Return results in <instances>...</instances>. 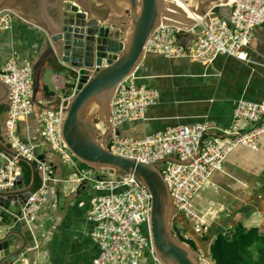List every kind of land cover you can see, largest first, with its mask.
<instances>
[{
    "label": "crops",
    "instance_id": "1",
    "mask_svg": "<svg viewBox=\"0 0 264 264\" xmlns=\"http://www.w3.org/2000/svg\"><path fill=\"white\" fill-rule=\"evenodd\" d=\"M65 1L0 0L4 14L9 16L5 27L0 28V71L9 60L33 69L47 50L45 33L51 35L56 30V13ZM76 1H80L83 9H89L92 16L103 24L121 29L124 41L128 39L131 24L129 0ZM163 16L183 29L195 24V17L177 9L175 2L170 0L163 7ZM193 38L192 33H186L179 40L187 45ZM246 52L247 61L220 56L210 66L190 59L170 60L147 54L133 79L137 86L157 90L159 102L148 108L145 119L119 127V134L143 139L178 126L205 122L216 127L212 136L229 134L235 124L234 113L240 100L264 102V25L255 30ZM49 77H52V88L48 85ZM42 83L34 113L19 122L18 132L23 141L36 147L37 157L44 156L45 163L52 166L53 180L48 183V201L32 223L38 246L30 263L25 261L23 264H93L100 248L92 237L95 225L89 217L100 193L92 182L90 188L77 194L79 181L84 174L87 175L89 168L76 159L75 164L66 163L51 149L44 139L39 117L41 108L58 107L57 103L70 97L75 87L65 76L47 67L43 71ZM0 95H5L3 88H0ZM99 115V107L94 104L91 116L102 131L101 136L98 133V140L106 146L112 130L109 125L98 121ZM6 118V112L0 111V135L4 143ZM5 161L0 150V166ZM20 168L24 185L28 186L31 180L26 182V171ZM29 172L32 179L30 167ZM39 182L36 189L41 186V178ZM193 202L201 217L200 224H193L179 214L174 221L180 220V225H173V228L178 229L181 237L194 241L201 258L212 264L214 262L206 258L208 244L205 245L204 237L215 239L218 234L233 231L240 224L246 229L259 228L264 233V137L257 150L240 146L233 151L223 170L213 174ZM143 264L152 262L149 260Z\"/></svg>",
    "mask_w": 264,
    "mask_h": 264
},
{
    "label": "built area",
    "instance_id": "2",
    "mask_svg": "<svg viewBox=\"0 0 264 264\" xmlns=\"http://www.w3.org/2000/svg\"><path fill=\"white\" fill-rule=\"evenodd\" d=\"M227 6L231 13L226 20L209 12L204 17L193 18L195 24L186 29L171 24L160 25L147 42L145 54L161 55L170 60L190 59L206 66L220 56L247 61L246 48L252 43L255 30L264 25V0H232ZM8 17L4 12L0 16L1 29ZM181 30L194 35L190 44L180 42L178 33ZM3 72L0 79L9 91L5 142L18 156L35 162L41 175V186L31 194L23 208L24 219L32 224L48 201V183L53 180V168L39 160L36 147L23 141L18 132L19 122L28 119L36 106L33 69L9 60ZM133 77L120 83L115 92L110 112L113 133L106 147L116 156L145 164L166 158L192 161L190 165L164 162L162 174L169 187L176 216L180 214L189 222L200 224L201 217L194 198L213 174L223 170L226 160L238 147L252 150L260 147V140L264 137V102L240 100L234 113L235 124L225 136H212L216 127L205 122L178 126L136 139L120 135L117 130L124 124L145 119L148 108L158 104L159 93L152 88L137 86ZM62 109V105L40 109L44 139L64 162L75 164L76 158L61 137ZM101 134L99 130V136ZM199 147V156L195 158ZM5 160L0 166V192L12 189L22 175L15 158L5 155ZM93 183L94 189L100 193L89 217L95 225L92 237L100 248L93 264H143L146 250L152 264H161L155 255L151 236L152 196L149 190L132 175L101 173L100 179ZM173 229L177 231L176 227Z\"/></svg>",
    "mask_w": 264,
    "mask_h": 264
},
{
    "label": "water",
    "instance_id": "3",
    "mask_svg": "<svg viewBox=\"0 0 264 264\" xmlns=\"http://www.w3.org/2000/svg\"><path fill=\"white\" fill-rule=\"evenodd\" d=\"M230 1L191 0L192 12L195 17H204L212 12L226 20L231 13L227 6ZM166 2L168 0H129L131 24L128 39L124 41L121 29L103 24L99 18L92 16L89 9H83L80 1H65L62 9L56 13V30L51 35L45 33L47 50L33 67L34 102L37 103L42 91L46 67L72 82L75 87L72 96L65 101L60 100L56 108L63 106L61 137L64 143L69 152L89 168L87 175L79 181L77 194L90 188L92 182L100 179L101 173L134 176L152 196L150 228L154 252L160 263L204 264L198 251L181 242L175 234L173 221L176 210L162 174L164 162L190 165L192 161L180 162L166 158L157 163L145 164L116 156L98 140L97 122L88 115L89 109L96 104L100 114L98 121L109 125L113 133L110 112L118 85L133 76L141 66L146 57L145 46L155 30L162 24L176 25L163 16ZM176 8L180 9L177 5ZM3 9V5L0 6V14L4 12ZM184 34L181 30L178 38ZM1 75H4L3 71H0ZM0 88L5 91L3 97L0 95L1 109L9 105V91L1 79ZM117 132L119 134V130ZM1 137L0 150L19 163L27 164L32 179L25 186L20 177L12 189L0 192V264L30 263L38 245L35 228L24 219L23 208L41 177L38 165L14 153ZM200 150L201 147L195 158H198ZM38 158L45 162L44 156Z\"/></svg>",
    "mask_w": 264,
    "mask_h": 264
},
{
    "label": "trees",
    "instance_id": "4",
    "mask_svg": "<svg viewBox=\"0 0 264 264\" xmlns=\"http://www.w3.org/2000/svg\"><path fill=\"white\" fill-rule=\"evenodd\" d=\"M20 166L26 171V182L29 183L31 173L28 165L21 163ZM37 184L39 186L40 182ZM178 233L175 231L181 242L197 250L194 241ZM204 243L206 246L208 244L206 258H210L214 264H264V233L259 228L246 229L240 224L233 231L218 234L215 239L204 237Z\"/></svg>",
    "mask_w": 264,
    "mask_h": 264
},
{
    "label": "rangeland",
    "instance_id": "5",
    "mask_svg": "<svg viewBox=\"0 0 264 264\" xmlns=\"http://www.w3.org/2000/svg\"><path fill=\"white\" fill-rule=\"evenodd\" d=\"M176 5L179 6L178 3H177ZM180 9H182V8H180ZM51 81H52V77H49V79H48V85H49L50 88H52V82H51ZM92 109H93V106L89 109V112H88L89 117L91 116ZM79 175H80V174H79ZM173 225L179 227V225H180V220L175 219V221L173 222ZM144 232H145V231H144ZM149 260H150L149 252H148V250H146V251L144 252V255H143V263H147ZM202 262H203L204 264H212L209 260H204V259H202Z\"/></svg>",
    "mask_w": 264,
    "mask_h": 264
},
{
    "label": "bare ground",
    "instance_id": "6",
    "mask_svg": "<svg viewBox=\"0 0 264 264\" xmlns=\"http://www.w3.org/2000/svg\"><path fill=\"white\" fill-rule=\"evenodd\" d=\"M179 4V8H182L183 11L187 12L190 17H195L196 15H194V13L192 12V2L191 0H170ZM232 1V0H231ZM196 18V17H195Z\"/></svg>",
    "mask_w": 264,
    "mask_h": 264
},
{
    "label": "flooded vegetation",
    "instance_id": "7",
    "mask_svg": "<svg viewBox=\"0 0 264 264\" xmlns=\"http://www.w3.org/2000/svg\"><path fill=\"white\" fill-rule=\"evenodd\" d=\"M0 111H1V113L6 112V114H7L8 113V106L1 107Z\"/></svg>",
    "mask_w": 264,
    "mask_h": 264
}]
</instances>
